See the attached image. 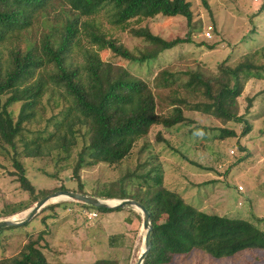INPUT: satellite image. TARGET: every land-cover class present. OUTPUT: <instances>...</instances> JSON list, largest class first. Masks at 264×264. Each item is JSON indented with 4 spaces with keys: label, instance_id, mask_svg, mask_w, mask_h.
Masks as SVG:
<instances>
[{
    "label": "rangeland",
    "instance_id": "rangeland-1",
    "mask_svg": "<svg viewBox=\"0 0 264 264\" xmlns=\"http://www.w3.org/2000/svg\"><path fill=\"white\" fill-rule=\"evenodd\" d=\"M186 1L193 13L191 24L182 17L165 19L154 13L148 19L114 25L110 20L111 7L93 17H80L79 33L75 38L79 45L72 47L67 59L74 66H82L84 52H96L102 61L119 65L148 84L158 115L169 116L173 107L180 105L185 123L170 130L152 127L148 136L139 140L121 163L83 169L80 180L72 174L74 158L69 162H57V140L42 145L39 158L20 159L35 190L34 196L21 188L13 164L15 155L0 143V221H25L39 204L36 194L40 192L52 194L64 189L77 193L82 186L83 192L92 196L110 189L118 191L122 184H132L129 190L135 199L150 197L147 190L155 185L154 177L160 175L166 190L179 194L198 210L247 220L264 231V79L250 77L243 83L237 108L245 123H225L192 111L189 105L203 101L202 91L190 93L185 89L189 72L196 71L203 78L216 79L221 65L235 68L248 62L254 68L264 66V0ZM52 8L48 14L50 23L55 20L63 24L68 7L58 3ZM74 14L68 13V17L72 19ZM43 19L40 15L34 16L30 26L18 37L8 35L0 43L3 70L10 67L11 50L18 46L24 49L26 43H39L47 34ZM209 26L212 27L211 37L206 38ZM91 28L115 40L137 58L152 46L135 37L132 30H148L174 46L155 60L142 64L128 62L93 44L89 35ZM162 71L174 73L178 81L168 88H158L157 80ZM37 76L38 72L35 78ZM53 89L50 103L47 93L34 108L35 116L26 126L27 130L45 129L47 121L64 108L62 97L71 100L63 89ZM181 99L189 104L179 103ZM8 110L16 120L21 103L13 104ZM245 124L251 129L244 136ZM222 129L233 132L234 136ZM27 130L24 135L31 138ZM47 206L24 225L0 228V263L18 257L30 241L38 242L46 264H93L100 259L115 260L118 264L137 263L144 250L145 231L141 213L134 208L96 212L66 198L56 199ZM91 212L97 214L95 219H88ZM164 219L162 215L159 222ZM171 264H264V253L248 250L215 260L202 252H194L174 258Z\"/></svg>",
    "mask_w": 264,
    "mask_h": 264
},
{
    "label": "trees",
    "instance_id": "trees-1",
    "mask_svg": "<svg viewBox=\"0 0 264 264\" xmlns=\"http://www.w3.org/2000/svg\"><path fill=\"white\" fill-rule=\"evenodd\" d=\"M58 3L68 7L65 12L67 19L63 24L55 20L50 23L48 19V14L54 9L53 4ZM108 7L113 11L110 20L114 25L148 19L154 13L165 19L182 17L188 24L192 23L193 18L190 3L186 0H0V43L8 35L16 34L18 37L30 26L31 19L36 15L44 18V27L48 29L39 43L30 42L25 44L24 49L18 46L11 50L10 67L7 70H3L0 62V143L13 151L17 181L24 191L33 196L35 190L26 177L20 159L39 158L42 145L57 140V162H69L74 158L72 174L80 180V171L83 169L98 164L113 166L121 163L131 154L136 143L148 136L152 127L162 126L170 130L185 123L180 105L173 107L169 116L158 115L155 97L148 84L132 76L125 68L102 61L96 52L86 50L82 66L68 63L72 47L79 45L75 41L79 33V18L93 17L102 10L110 9ZM71 12L75 13L72 19L68 17ZM131 32L152 46L139 58L96 29L91 28L89 35L92 43L100 49L109 50L117 58L138 64L155 60L174 46V43L145 29ZM186 41H189L188 38ZM253 68L248 62L238 64L235 68L221 65L216 79L203 78L196 71L186 73V91L195 93L201 90L203 95V101L190 104L189 107L192 111L210 115L225 123L244 122L237 108V98L242 92L243 83L250 77L264 79V66L254 68V72ZM30 80L32 82L28 84ZM177 81L174 73L162 71L157 87L165 89ZM53 88L63 89L71 100L62 97L64 108L47 121L45 129L27 130L26 126L35 116L34 108L47 93L50 103ZM178 102L189 104L185 99ZM16 103H21V111L14 120L8 109ZM51 107L55 109L53 104ZM262 117L264 119V112ZM245 125L244 136L251 129ZM25 130L32 134L31 138L24 135ZM221 131L234 136L227 129ZM76 149L79 150L73 154ZM153 183L152 189L147 190L151 196L140 199H135L130 193L132 184H122L118 191L110 189L92 195L102 200H134L148 211L151 246L142 264H171L174 258L194 252H202L215 260L248 250L264 253V231L254 224L240 218L198 210L186 203L179 194L166 190L160 175L154 177ZM82 188L80 186L77 193L87 195ZM50 194L40 192L36 197L41 202ZM80 204L96 212L124 209H97ZM162 215L165 219L159 222ZM0 264H46V260L38 248V242L30 241L18 257ZM93 264L118 263L111 259H100Z\"/></svg>",
    "mask_w": 264,
    "mask_h": 264
},
{
    "label": "water",
    "instance_id": "water-1",
    "mask_svg": "<svg viewBox=\"0 0 264 264\" xmlns=\"http://www.w3.org/2000/svg\"><path fill=\"white\" fill-rule=\"evenodd\" d=\"M59 196H63L68 200L82 203L97 209H120L125 207H132L141 213L142 216V228L145 231L144 237V250L141 253L136 264H142L145 256L147 255L150 246V233H151V224H150V215L148 211L140 203L134 200H116L118 203L115 205H109L107 202L109 200H102L93 196L82 195L78 193H73L69 191H58L53 194H50L45 199H43L37 206L32 210L28 218L23 222H14L12 220H3L0 221V228L9 227V226H19L26 224L35 214L45 208L50 202H53V199Z\"/></svg>",
    "mask_w": 264,
    "mask_h": 264
},
{
    "label": "built area",
    "instance_id": "built-area-1",
    "mask_svg": "<svg viewBox=\"0 0 264 264\" xmlns=\"http://www.w3.org/2000/svg\"><path fill=\"white\" fill-rule=\"evenodd\" d=\"M210 31H212V27H211V26H209V27L207 28V31H206V33H205V37H206V38H210V37H211V35H210L211 32H210ZM231 154H233V152H231ZM238 190H239V191H242V188L239 187ZM96 217H97V214L94 213V212H91V213L88 214V219H95Z\"/></svg>",
    "mask_w": 264,
    "mask_h": 264
},
{
    "label": "bare ground",
    "instance_id": "bare-ground-1",
    "mask_svg": "<svg viewBox=\"0 0 264 264\" xmlns=\"http://www.w3.org/2000/svg\"><path fill=\"white\" fill-rule=\"evenodd\" d=\"M59 198L62 199V198H65V197H63V196L56 197V198L53 199V202H55V200H56V199H59ZM110 201H113V200H109V201L107 202L109 205H115V204H112ZM114 201H116V200H114ZM11 220H12V219H11ZM12 221H14V220H12Z\"/></svg>",
    "mask_w": 264,
    "mask_h": 264
}]
</instances>
